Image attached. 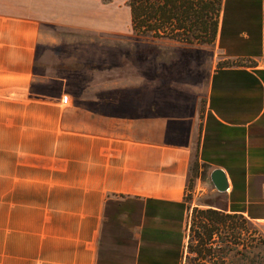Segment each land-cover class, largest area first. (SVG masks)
Here are the masks:
<instances>
[{
	"label": "crops",
	"instance_id": "0c3cea01",
	"mask_svg": "<svg viewBox=\"0 0 264 264\" xmlns=\"http://www.w3.org/2000/svg\"><path fill=\"white\" fill-rule=\"evenodd\" d=\"M130 23L128 0H0V264H238L240 215L264 252V0L223 1L228 63L191 71L168 48L86 98L35 94L54 31ZM194 155L210 184L190 187Z\"/></svg>",
	"mask_w": 264,
	"mask_h": 264
},
{
	"label": "rangeland",
	"instance_id": "374dc122",
	"mask_svg": "<svg viewBox=\"0 0 264 264\" xmlns=\"http://www.w3.org/2000/svg\"><path fill=\"white\" fill-rule=\"evenodd\" d=\"M54 33L56 38L48 42L42 59L38 62L34 80L35 94L48 99L59 98L62 92H69L68 89L76 82L84 85L82 96L86 98V83L101 85L105 72L107 78H115L117 81L120 71L135 75V72L150 70L151 55L160 52L166 54L168 48L176 55H189L182 68H189L191 71L205 70V65L209 69L212 61L214 64L230 62L221 58L222 52L216 46L217 35L213 40L192 42L171 38L174 40L167 46L166 40L160 45H151L152 39L168 38L137 33L131 23L125 33L81 30H60ZM71 73L84 77L72 79L69 77ZM208 177V167L194 155L190 169V187L194 186L196 180L202 185L208 181L210 184ZM190 196L191 194L188 195ZM257 232L258 227L240 215L238 264H264L263 246Z\"/></svg>",
	"mask_w": 264,
	"mask_h": 264
},
{
	"label": "trees",
	"instance_id": "16d2710c",
	"mask_svg": "<svg viewBox=\"0 0 264 264\" xmlns=\"http://www.w3.org/2000/svg\"><path fill=\"white\" fill-rule=\"evenodd\" d=\"M224 0H128L137 33L177 40H213Z\"/></svg>",
	"mask_w": 264,
	"mask_h": 264
},
{
	"label": "water",
	"instance_id": "95a60500",
	"mask_svg": "<svg viewBox=\"0 0 264 264\" xmlns=\"http://www.w3.org/2000/svg\"><path fill=\"white\" fill-rule=\"evenodd\" d=\"M211 178L217 189L224 191L228 188V177L222 168L217 167L213 169L211 172Z\"/></svg>",
	"mask_w": 264,
	"mask_h": 264
},
{
	"label": "built area",
	"instance_id": "2783aa9c",
	"mask_svg": "<svg viewBox=\"0 0 264 264\" xmlns=\"http://www.w3.org/2000/svg\"><path fill=\"white\" fill-rule=\"evenodd\" d=\"M62 100H63L64 102H68V101L70 100V96H69V94H64L63 97H62Z\"/></svg>",
	"mask_w": 264,
	"mask_h": 264
}]
</instances>
